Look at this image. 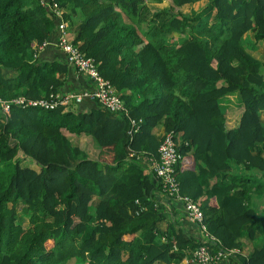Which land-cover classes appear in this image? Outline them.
Returning a JSON list of instances; mask_svg holds the SVG:
<instances>
[{"label":"trees","instance_id":"1","mask_svg":"<svg viewBox=\"0 0 264 264\" xmlns=\"http://www.w3.org/2000/svg\"><path fill=\"white\" fill-rule=\"evenodd\" d=\"M148 1L0 0V98L9 102V113L0 107V264H196L200 244L264 264V241L248 253L240 242L264 237V0H172L203 1L190 13ZM77 21L73 42L127 111L12 102L61 90L66 60H40L38 47L58 22ZM159 123L180 154L179 192L198 203L214 239L185 236L153 196ZM87 135L96 157L78 143Z\"/></svg>","mask_w":264,"mask_h":264},{"label":"built area","instance_id":"2","mask_svg":"<svg viewBox=\"0 0 264 264\" xmlns=\"http://www.w3.org/2000/svg\"><path fill=\"white\" fill-rule=\"evenodd\" d=\"M40 2L50 7L48 0H40ZM53 6L56 13L60 15L61 10L56 8L55 3ZM66 25L67 24L63 22H58L57 27L59 34L53 44L65 52L67 63L76 67L78 71L91 78L95 86L90 90H83L81 92L52 90L47 96H43L39 99L30 100L23 96H19L13 98L11 101L19 104L37 103L46 108H54L60 105L64 110H67L80 103L83 98H89L115 115L119 112H126L127 107L122 97L118 94L115 86L109 79L101 75L94 59L91 56L85 55L77 45L73 43L66 31ZM47 43H49V40L43 41L38 49H42ZM0 107L2 111L9 113V102L7 100L0 98ZM136 123V119H130V125L132 127L128 129L129 135L137 129L138 124L136 125ZM130 155H132L131 152ZM179 158L180 154L177 150L173 133L171 131L163 132L158 147V156L155 159L150 158L152 170L159 178L160 186L165 194V200L157 201L163 203L165 206H170L169 202L172 200L177 201L186 217L200 228L202 232L200 240L214 239V236L207 230V226L204 223L203 212L198 203L189 196L179 192L178 181L175 175V164ZM237 251L238 248H233L225 251L220 250L214 253L207 246L200 244L192 250L191 259L196 264H216L221 258H226Z\"/></svg>","mask_w":264,"mask_h":264},{"label":"crops","instance_id":"3","mask_svg":"<svg viewBox=\"0 0 264 264\" xmlns=\"http://www.w3.org/2000/svg\"><path fill=\"white\" fill-rule=\"evenodd\" d=\"M202 6H203V1L200 2V5H196L195 7L201 8ZM50 14H53V18H55L54 13L50 12ZM73 14H75V11H73ZM56 19L58 18H55V21ZM78 25H79V21H77L73 26L70 25L66 26V31L69 36L72 35L74 37L75 33L77 32ZM58 34H59V30L58 27L56 26L50 33L48 39L49 43H47L46 46H44L38 52V56L40 60H59V61L66 60L64 52L58 46L53 44L55 40L58 38ZM249 34L252 36L253 32L249 31ZM174 35L175 33L173 34V36ZM262 49L264 50V44L262 45ZM67 65H68L67 71L65 73H60L58 75L59 78L62 80V83L59 87L61 91L81 92L83 90H90L95 86L91 78L79 72L74 66L70 65L69 63H67ZM96 106H97L96 101L91 100L89 98H83L82 101L78 103L75 107L77 109L89 111L90 109L95 108ZM229 107L230 109H232V113H234L236 108L231 107V105ZM153 130L155 134L157 135L161 134L163 133V126L161 125V123H159L154 127ZM87 140L90 141V145L85 144ZM78 143L82 149H84L89 154H92L93 157L97 156L99 152V146L96 140L92 136L87 135L84 137H80ZM245 170H248V168H246ZM263 171H261V173ZM261 173L259 172L258 174L260 175ZM261 175L263 176V173ZM153 196L157 200L160 201L165 200V194L161 186L157 187L154 190ZM96 198L97 197L95 196V200ZM169 204L170 206H167V208H169L167 212V219L169 221L171 220L174 223V225L179 227L182 233L188 238H193L194 240H200L202 236V232L200 228L186 217V215L184 214V212L180 207V204L174 200L170 201ZM263 241H264V237L261 236V234L259 233L255 234L253 238H249L247 235H243L240 237V242L242 243L241 248L246 253L250 252L255 247H260ZM186 261H187V257H185L179 264H184ZM155 264H167V263L164 261H157ZM170 264H176V263H170ZM216 264H241V263L233 254L226 258H221L220 260L217 261Z\"/></svg>","mask_w":264,"mask_h":264},{"label":"rangeland","instance_id":"4","mask_svg":"<svg viewBox=\"0 0 264 264\" xmlns=\"http://www.w3.org/2000/svg\"><path fill=\"white\" fill-rule=\"evenodd\" d=\"M148 5H149V7L151 8V10H153V9H156V8H171L172 9V13H176V11H178V10H181L183 13H190V11H191V9H199L198 7H195L196 5H200L199 3H197V2H195V3H190V4H185V5H183V6H178V5H176L172 0H149L148 1ZM47 8H49V7H47ZM50 11V10H49ZM48 11V12H49ZM50 13V12H49ZM67 25H69V24H67ZM187 35H188V32L186 33V31L185 32H178V33H175V35L173 36V34H172V38L175 40V41H180V40H182L184 37H187ZM70 38H71V40L73 41L74 40V37L71 35L70 36ZM74 43V42H73ZM77 45V47L79 48V44H76ZM80 49V48H79ZM64 52V51H63ZM64 54H65V52H64ZM87 56H89V55H87ZM93 58V57H92ZM65 59H66V57H65ZM76 68V67H75ZM80 72V71H79ZM76 105H74V107H75ZM39 110L40 111H43V109H41V108H39ZM261 118H262V120L264 121V113H262L261 114ZM85 144L86 145H90V141L89 140H87L86 142H85ZM245 168V167H244ZM246 169V168H245ZM263 173V176H264V171L262 172ZM25 207H26V204L25 203H23L22 201H18V203H17V213H18V215L19 216H21L22 215V217H23V221L24 222H26L27 220V217H26V215H23L25 212ZM90 208H91V210L94 208V203H92L91 205H90Z\"/></svg>","mask_w":264,"mask_h":264}]
</instances>
